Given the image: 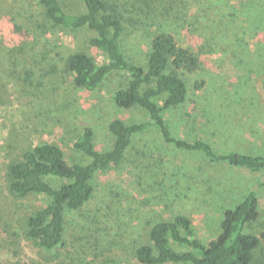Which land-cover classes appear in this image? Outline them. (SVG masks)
I'll return each instance as SVG.
<instances>
[{"label": "rangeland", "instance_id": "1", "mask_svg": "<svg viewBox=\"0 0 264 264\" xmlns=\"http://www.w3.org/2000/svg\"><path fill=\"white\" fill-rule=\"evenodd\" d=\"M24 2L0 0V56L6 46L2 40L7 32L4 16L10 13L15 23L40 37L35 52L52 53L40 65L45 72L38 71L26 82L22 79L26 70L34 68V50L25 52L26 57L6 78L0 65V222L6 218L8 222L20 221L45 203L41 196L14 200L3 189L4 164L21 148L54 143L63 150L68 164L86 163L87 159L72 148L82 129L93 130L95 146L104 152L113 142L108 131L113 119L126 124L148 120L141 110L115 107L113 94L127 81L123 73L110 75L92 92L75 88L60 58L84 52L97 62L105 61L99 49L87 44L93 34H44L45 30H36V22H44L36 19L35 6ZM76 3L65 0L66 10ZM179 6L178 14L171 11L159 23L166 24L180 46L199 54L201 67L185 75L187 102L165 113L172 134L205 140L221 152L263 155L264 0H183ZM216 7L221 12L214 15ZM205 14L211 15L210 19ZM30 16L33 18L27 19ZM182 23L187 24V31L179 27ZM201 24L211 30L201 33ZM146 37L139 33L138 43L133 37L127 43L130 59L142 66L146 64ZM201 82L197 89L194 85ZM131 145L120 167L95 176L88 203L67 215L64 241L55 251L35 247L16 224L5 235L15 231L16 237L7 236L12 246L9 253L0 252V264H109L119 260L138 264L133 252L147 243L150 228L178 214L188 217L196 236L208 243L218 234L223 211L233 207L252 185L264 181V175L212 165L199 154L177 150L153 127L134 136ZM256 193L260 216L249 231L261 236L264 185L258 186ZM252 264H264V237Z\"/></svg>", "mask_w": 264, "mask_h": 264}, {"label": "trees", "instance_id": "2", "mask_svg": "<svg viewBox=\"0 0 264 264\" xmlns=\"http://www.w3.org/2000/svg\"><path fill=\"white\" fill-rule=\"evenodd\" d=\"M24 1L11 0V3L23 5ZM75 1L77 3L67 11L65 0H28V5L35 6L37 10L36 19L44 22L39 24L35 21L36 30H45L44 34L91 32L93 36L87 40V44L99 49L105 61L97 62L84 52L61 57L60 62L64 71L71 75L73 86L92 92L110 75L123 73L127 75V81L123 88L113 94L115 107L141 110L148 120L140 124H126L120 119H113L108 125L113 142L104 152L97 150L93 130L89 127L82 129L73 139L72 148L87 159L86 163L68 164L63 150L48 142L38 143L32 148H21L17 155L5 158L7 160L1 174L6 195L14 200L41 196L45 203L21 217L20 221L8 222L6 218L0 222V252H10L12 240L8 242L7 236L11 233L5 235L14 230L16 224L25 239L35 247L55 251L64 241L67 215L80 211L91 199L95 176L120 167L134 136L149 127L155 128L166 144L180 151L199 154L212 165H226L264 175V154L221 152L202 139L177 138L165 120V113L178 110L188 100L185 75L201 67L199 54L189 47L180 46L173 33L166 29V24L159 23V19L165 18L171 11L178 14L180 1L183 0ZM220 12L221 9L217 7L213 10L214 15ZM229 15L237 16L233 13ZM4 17L7 32L1 38L6 46L3 56H0V65L4 66L3 77L6 78L17 69L20 59L26 57L25 52H35L40 37L25 25L15 23L12 13ZM205 17L210 19L211 15L205 14ZM30 18L33 16L27 19ZM186 25L182 23L179 27L187 31ZM201 26V33L211 30L204 24ZM139 33L147 35L144 66L133 62L127 49L131 37L138 43ZM35 53L34 68L24 72L26 77L22 79L23 82L38 71L45 72L40 65L49 59L52 52L49 51L47 55ZM54 68L51 67L52 70ZM203 83L194 86L200 89ZM8 152H11V148H8ZM263 185L264 181L255 183L233 207L223 211L218 234L208 243L196 236L190 219L184 215L178 214L170 220L155 223L147 233V243L135 248V261L138 264H252L264 237L249 231L250 225L260 216L256 188ZM14 233L11 234L12 238L16 237ZM109 264L128 263L119 260Z\"/></svg>", "mask_w": 264, "mask_h": 264}]
</instances>
